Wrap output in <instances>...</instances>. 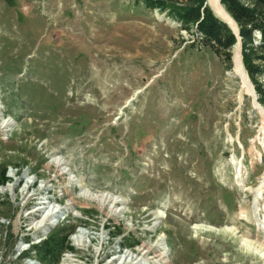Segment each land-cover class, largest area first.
<instances>
[{
  "label": "rangeland",
  "instance_id": "374dc122",
  "mask_svg": "<svg viewBox=\"0 0 264 264\" xmlns=\"http://www.w3.org/2000/svg\"><path fill=\"white\" fill-rule=\"evenodd\" d=\"M166 11L0 0V264H264V116L233 60L257 99L260 31L226 57Z\"/></svg>",
  "mask_w": 264,
  "mask_h": 264
},
{
  "label": "trees",
  "instance_id": "16d2710c",
  "mask_svg": "<svg viewBox=\"0 0 264 264\" xmlns=\"http://www.w3.org/2000/svg\"><path fill=\"white\" fill-rule=\"evenodd\" d=\"M219 1L235 21L242 46L251 43L252 30L258 29L261 38L257 44L264 48V0H251L252 6L244 5L240 0ZM142 2L146 7L166 9V12L179 21L182 28H188L190 24L195 23L200 32V39L204 43L222 48L225 50V56H229L227 49L235 43L236 36L229 25L213 13L205 0H181L179 3L176 0H142ZM241 61L246 73L252 78L251 64L247 53L243 50ZM254 87L258 91V101L264 104V83L255 81ZM42 242L44 241L41 240ZM67 247L70 248V245Z\"/></svg>",
  "mask_w": 264,
  "mask_h": 264
},
{
  "label": "bare ground",
  "instance_id": "6f19581e",
  "mask_svg": "<svg viewBox=\"0 0 264 264\" xmlns=\"http://www.w3.org/2000/svg\"><path fill=\"white\" fill-rule=\"evenodd\" d=\"M208 5L213 9L214 13L216 16H218L219 18L225 20L233 29L234 32H236V26H235V21L233 20V18L230 16V14L225 10L224 6L221 4V2L219 0H207ZM239 37V34H236ZM233 60H234V71L235 73L240 77L243 86L246 88L247 92L252 95L254 97V93H253V87L249 81V78L247 76L246 70L243 66V63L241 61V57H240V44H237V47L235 49L234 52V56H233ZM254 105L256 107L257 110H259L261 112V114L264 116V108L259 105L256 100L254 99ZM14 121H11L10 119L7 120V122H5V125H3V129H6L8 127H10V124H12ZM64 161L58 160L59 164H62ZM259 183L257 184V186L252 190L255 199L258 198V196L260 194H264V172L262 173L261 177H259ZM241 178H239L240 180ZM240 185H243L242 180L240 182ZM11 187V185H6L1 187L0 189H5V191H8L6 189H9ZM12 189V187H11ZM84 195L86 197H88L89 199H96L99 202H105L106 200L108 201H113V202H120V200L117 199V197L112 196L109 193H101V194H95L92 192H88V193H84ZM73 202L67 204V205H72ZM257 210V209H256ZM255 210V211H256ZM57 210L54 211H49L43 218H40L35 224H34V228L35 229H40L42 231L45 230V227L48 225H50L52 222L51 221V217L54 215V213ZM256 214V213H255ZM254 215V214H253ZM260 216V215H259ZM51 218V219H50ZM55 218V217H54ZM53 220V219H52ZM50 223V224H49ZM258 224L261 226H264V219H261V217L258 220ZM77 241L80 243L81 239L76 236ZM151 247H144V249L142 251H144V253H146L148 250H150ZM264 254V253H263ZM164 258V254L161 253L159 255L158 258L153 259V260H148L146 263L144 264H159L163 261Z\"/></svg>",
  "mask_w": 264,
  "mask_h": 264
},
{
  "label": "water",
  "instance_id": "95a60500",
  "mask_svg": "<svg viewBox=\"0 0 264 264\" xmlns=\"http://www.w3.org/2000/svg\"><path fill=\"white\" fill-rule=\"evenodd\" d=\"M223 20V19H222ZM223 21H225V20H223ZM226 22V21H225ZM227 23V22H226ZM228 24V23H227ZM229 25V24H228ZM235 26H236V24H235ZM229 27L231 28V30L233 31V29H232V27L229 25ZM233 33L235 34V36H236V34H238V30H237V26H236V32H234L233 31ZM239 38L240 37H236V40L238 39V41H239ZM239 43H240V41H239ZM252 85V84H251ZM253 93H254V90H253ZM254 99L256 100V102L259 104V105H261L258 101H257V99H256V95H255V93H254Z\"/></svg>",
  "mask_w": 264,
  "mask_h": 264
}]
</instances>
